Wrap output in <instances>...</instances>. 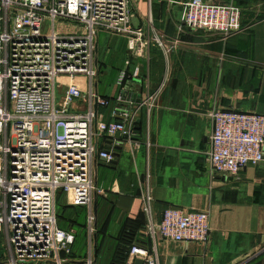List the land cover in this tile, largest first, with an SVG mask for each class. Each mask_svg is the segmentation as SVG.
Masks as SVG:
<instances>
[{
    "label": "built area",
    "instance_id": "1",
    "mask_svg": "<svg viewBox=\"0 0 264 264\" xmlns=\"http://www.w3.org/2000/svg\"><path fill=\"white\" fill-rule=\"evenodd\" d=\"M240 15L232 5L189 0L182 22L191 30L229 37L240 31ZM65 26L67 33H62ZM99 32L125 36L133 56H141L151 40L162 46L157 37L130 28L129 0H0V235L6 251L0 264H95L93 200L103 191L93 181L94 162L114 161L118 138L135 136L137 112L141 106L149 108L151 99L135 105L131 93L123 98L125 80L138 71L130 76L122 71L115 100L120 106L111 112L119 120H98L94 104L105 108L112 102L96 91ZM57 91L62 93L59 108ZM210 117L208 159L214 174L234 176L264 159V115L215 110ZM100 137L109 140V149H97ZM58 192L68 206L87 211L88 248L81 260H71L74 230L57 225ZM143 201L148 223L141 235L207 243V209L167 208L156 225L148 189ZM128 257L157 264L155 250L139 242L131 245Z\"/></svg>",
    "mask_w": 264,
    "mask_h": 264
},
{
    "label": "crops",
    "instance_id": "2",
    "mask_svg": "<svg viewBox=\"0 0 264 264\" xmlns=\"http://www.w3.org/2000/svg\"><path fill=\"white\" fill-rule=\"evenodd\" d=\"M188 1L129 0L130 28L157 37L162 45L151 40L141 56L131 55L122 35L123 50H116L107 63L112 50L101 52L96 38V91L112 101L97 108L98 120H119L111 112L118 105L117 78L122 71L127 76L138 71L125 80L135 105L138 98L139 102L151 99L149 108L141 106L137 112L139 133L134 137L138 140L118 138L114 161L94 162L93 181L103 191L93 200L95 264H109L115 250L122 246L126 251L137 242L155 250L157 264H264V159L234 176L214 174L208 159L213 111L264 115V0H204L240 9L241 29L229 37L184 26ZM108 64L115 71L116 87L106 94L98 90L97 80ZM108 141L100 137L95 145L106 150ZM146 189L156 225L167 208L207 209V243H175L141 235L148 223L143 212ZM70 208L67 216L79 222L85 217L86 225V209ZM70 225L74 224L67 230H74L78 238V225ZM84 229L83 249L71 257L73 261L87 252ZM74 246L75 240L72 251ZM134 259L127 256L125 264H133Z\"/></svg>",
    "mask_w": 264,
    "mask_h": 264
},
{
    "label": "rangeland",
    "instance_id": "3",
    "mask_svg": "<svg viewBox=\"0 0 264 264\" xmlns=\"http://www.w3.org/2000/svg\"><path fill=\"white\" fill-rule=\"evenodd\" d=\"M47 25L50 27V21L49 20H46V22H45V26H46L45 30H48ZM56 27L58 28V24H56ZM67 28H68L67 26L63 27L61 29V32L67 33ZM45 30L43 32H45ZM56 30H58V29H56ZM97 36L99 38V40H98L99 41V49L101 52L105 51V50L109 51L110 49L112 50L110 53L111 56L110 55L107 56L108 57L107 63H110V60L113 57V54L118 53L116 50H123L125 41L121 38L122 35H115V34H111L108 32H99ZM97 81H98L97 87L101 93L105 92L106 94H108L112 89H114L116 87L115 71L110 68V65H109V67H107L103 70V73L101 71L99 79ZM95 82H96V80H95ZM61 94H62L61 92L57 91L56 97H55V103H56V106L58 108H59V104L61 102V97H62ZM59 204L63 205L65 208H67V206H68V204L66 203L65 197L62 194H58L55 198L56 216H58V205ZM60 222H61L60 219L58 220V218H57V225H58V227L61 228ZM66 229H67V226H66ZM0 243H1L0 253L3 256L6 253L3 238L0 239Z\"/></svg>",
    "mask_w": 264,
    "mask_h": 264
},
{
    "label": "trees",
    "instance_id": "4",
    "mask_svg": "<svg viewBox=\"0 0 264 264\" xmlns=\"http://www.w3.org/2000/svg\"><path fill=\"white\" fill-rule=\"evenodd\" d=\"M58 194H62L61 192H58ZM63 195V194H62ZM99 202V201H98ZM72 206H67V208H65L63 205L59 204L58 205V216H56L58 218V220L60 219V226L62 230H67L66 226L69 227L68 225L74 224V225H70V226H75L78 225V230L80 231V235H79V239L77 238V236H75V246L73 247V251H71V257L74 258L75 256H77L78 252L81 251L80 248L83 249V239H85V229L86 225H85V217L83 215V212L81 213L82 216L84 217L82 222H79L77 219L72 218L70 216H67V209H72L70 208ZM76 208V207H73ZM69 230V229H68ZM127 238V237H126ZM78 239V240H77ZM129 244L131 242V239L129 238ZM131 247V244L129 245L128 249L125 251L123 250V247L121 246L120 248H118L117 250H115V252L113 253L111 260L109 262V264H125L126 260H127V256L129 253V249ZM99 250V245H97V251Z\"/></svg>",
    "mask_w": 264,
    "mask_h": 264
},
{
    "label": "water",
    "instance_id": "5",
    "mask_svg": "<svg viewBox=\"0 0 264 264\" xmlns=\"http://www.w3.org/2000/svg\"><path fill=\"white\" fill-rule=\"evenodd\" d=\"M128 96H130L129 93L127 91H125L123 93V98H128ZM138 102H139V98L136 100V103H138ZM93 109H94V113L96 114V112H97V105L96 104H94ZM135 133L136 134L139 133L137 127L135 128ZM123 138L125 140H128L126 136H124ZM129 140L134 141V140H138V138H135L134 136H132V137H130ZM93 214H94V216L96 215V202H94V204H93ZM133 264H143V261L141 259L135 258L133 261Z\"/></svg>",
    "mask_w": 264,
    "mask_h": 264
}]
</instances>
